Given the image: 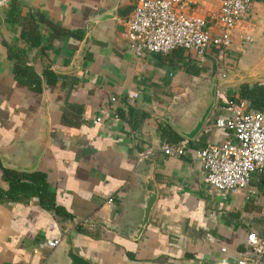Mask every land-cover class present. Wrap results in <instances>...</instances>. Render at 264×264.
<instances>
[{"label":"crops","instance_id":"0c3cea01","mask_svg":"<svg viewBox=\"0 0 264 264\" xmlns=\"http://www.w3.org/2000/svg\"><path fill=\"white\" fill-rule=\"evenodd\" d=\"M181 1L186 15L219 33L213 16L220 0ZM134 8L133 0H13L0 7V153L7 158H0V264H44L62 251L47 241L67 234L95 264H237L248 253V235L264 236V176L254 175L242 192L221 190L205 182L196 159L198 149L232 138L214 126L232 116L224 101L241 85L221 88L187 155L163 151L178 142L169 121L179 119L213 69L223 75L261 59L264 0L252 1L230 48L205 57L184 49L138 56L124 34ZM84 43L80 69L65 73ZM19 59L42 78V92L16 77ZM46 70L57 84L45 80ZM44 117L50 138L35 172L46 176L68 219L38 197L10 196L4 179V163L26 161L36 148ZM98 117L103 122L94 124ZM146 163L155 165L159 197L134 241L125 232L138 217Z\"/></svg>","mask_w":264,"mask_h":264},{"label":"built area","instance_id":"2783aa9c","mask_svg":"<svg viewBox=\"0 0 264 264\" xmlns=\"http://www.w3.org/2000/svg\"><path fill=\"white\" fill-rule=\"evenodd\" d=\"M10 1L0 0V7ZM252 1L220 0V11L213 16L219 27V33L215 34L206 19L186 15L181 0H133L134 12L124 23V34L138 56L184 49L205 57L212 48L231 47L232 35L246 19ZM221 91L220 88L219 94ZM226 109L232 116L218 118L214 128L226 130L232 138L198 149L196 159L202 164L208 185L238 193L249 188L254 175L264 176V107L250 111L247 102L242 101ZM93 122L102 123L103 118ZM192 142L183 139L166 144L163 151L168 156L183 157L192 148ZM62 241L63 237L51 239L47 246L54 250ZM247 245L248 253L238 258L237 264H264V236L250 233Z\"/></svg>","mask_w":264,"mask_h":264},{"label":"water","instance_id":"95a60500","mask_svg":"<svg viewBox=\"0 0 264 264\" xmlns=\"http://www.w3.org/2000/svg\"><path fill=\"white\" fill-rule=\"evenodd\" d=\"M86 43L82 45L75 57L74 67L65 73L75 72L80 69L84 60ZM262 57L260 60L252 61L244 66H239L230 73L219 75L217 69H213L211 75L205 79L195 91V98L185 108L177 121H169L171 127L184 139L190 141L198 140L208 126L219 100V89L236 87L249 83H264V42L261 46ZM43 126L36 148L28 152L26 161L20 163L7 164L8 169L25 173H34L41 159L47 151L49 144V120L42 118ZM0 158L7 159L5 155ZM155 165L146 163L144 171V187L138 195L136 203L138 217L131 223V228L125 232L128 237L138 241L144 234L159 197V187L154 178ZM115 228H117L115 226ZM56 249L62 250L60 253H53L44 264H95L85 257L79 255L74 248L73 237L69 234L63 237V241ZM55 250V249H54Z\"/></svg>","mask_w":264,"mask_h":264},{"label":"trees","instance_id":"16d2710c","mask_svg":"<svg viewBox=\"0 0 264 264\" xmlns=\"http://www.w3.org/2000/svg\"><path fill=\"white\" fill-rule=\"evenodd\" d=\"M13 1V0H11ZM39 19L45 22L44 17L40 14ZM58 35H66V30L53 27ZM30 35V33H29ZM15 68L16 77L23 83L32 87L36 92H42V78L32 68L25 67L22 60L19 59ZM45 80L51 85L58 82L57 76L53 71L46 70L43 74ZM236 93L239 97L236 98ZM242 101L247 102L250 111L261 110L264 107V83H249L239 87L227 101L224 106L229 107L231 104H239ZM180 135L175 133L174 142L181 141ZM194 142H192V147ZM4 179L9 184V195L15 198L29 199L30 197H38L45 208L55 212V214L64 218H70V215L62 208L58 207L55 202V195L51 192L46 176L41 172L25 173L16 170L4 168Z\"/></svg>","mask_w":264,"mask_h":264}]
</instances>
